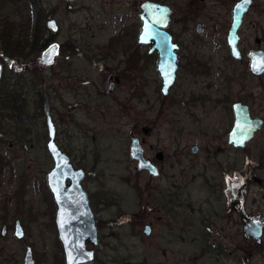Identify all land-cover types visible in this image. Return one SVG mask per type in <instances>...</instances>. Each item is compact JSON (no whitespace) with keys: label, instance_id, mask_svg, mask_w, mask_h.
<instances>
[{"label":"rangeland","instance_id":"rangeland-1","mask_svg":"<svg viewBox=\"0 0 264 264\" xmlns=\"http://www.w3.org/2000/svg\"><path fill=\"white\" fill-rule=\"evenodd\" d=\"M16 1L22 12L15 11L13 0H0V28L10 17L17 32L27 36L37 13ZM39 1L44 23L53 17L60 25L52 40L61 44L54 65L38 64L40 55L30 51L11 65L0 49V95L14 82L28 86L25 111L0 104V264H23L28 245L36 264H61L62 258L65 264L46 195L53 160L46 147L45 93L58 144L87 171L84 186L100 236L92 264H264V236L262 244L246 239L242 219L243 214L264 220V129L245 148L228 143L234 101L264 118V75H253L246 57L250 48L264 49V1L245 18L239 31L243 58L236 60L227 42L232 4L227 16V8H219L220 22L208 21L209 8L185 23L175 20L186 2L178 0L169 30L181 44L183 64L196 65L178 72L167 96L161 91L158 53L149 54V46L138 43L139 4ZM198 21L204 24L201 35L195 31ZM133 134L157 164L158 176L137 169L130 150ZM194 144L198 153L192 152ZM13 157L18 161L9 166ZM243 173L249 175L246 183ZM17 219L26 231L20 240L14 235ZM147 224L151 235L144 233Z\"/></svg>","mask_w":264,"mask_h":264},{"label":"water","instance_id":"water-1","mask_svg":"<svg viewBox=\"0 0 264 264\" xmlns=\"http://www.w3.org/2000/svg\"><path fill=\"white\" fill-rule=\"evenodd\" d=\"M264 0H238L233 9V20L227 35V42L231 55L241 60L239 30L243 24L244 16L249 12L254 2ZM142 12L141 27L138 34V43L149 46L148 52L158 53L157 70L162 79V93L168 95L170 89L176 82L179 70L177 49L179 44L173 42V35L167 30L171 21L173 10L157 0H145L141 4ZM47 29L56 35L60 31V25L55 18L46 21ZM198 34L203 33V24L196 26ZM61 44L52 42L43 51L37 63L50 67L54 65ZM249 60V70L255 76L264 75V49L250 48L246 53ZM51 61V62H48ZM4 65L0 62V83L3 78ZM171 79V83L167 81ZM114 89V84L109 86ZM46 118L48 130L47 150L52 157L53 167L47 172L46 182L57 207L55 215L56 230L64 252L65 264H91L96 259V248L100 245L99 230L96 224L95 215L90 203L89 192L83 182L87 171L84 168H77L73 165L70 156L62 150L57 142V125L52 115L50 97L44 95L42 106ZM234 121L228 133V143L234 148H245L264 128V118L260 115H252L250 106L242 101L232 103ZM14 121L18 122L20 117L14 114ZM30 119L29 115L23 117L24 121ZM131 157L137 161L138 170H147L151 175L158 176L159 169L152 159L145 156L141 139L132 135ZM27 147V145H25ZM55 149V150H53ZM192 152L197 153L199 146L194 144ZM243 231L246 239L263 243L264 220L259 217L248 219L243 218ZM8 226L3 225L1 233L6 235ZM144 233L151 235L152 226L145 225ZM17 239L26 236L25 228L21 220H17L14 230ZM88 243L92 247H88ZM24 264H36L33 247L28 245L24 255Z\"/></svg>","mask_w":264,"mask_h":264},{"label":"trees","instance_id":"trees-1","mask_svg":"<svg viewBox=\"0 0 264 264\" xmlns=\"http://www.w3.org/2000/svg\"><path fill=\"white\" fill-rule=\"evenodd\" d=\"M14 2V3H13ZM15 11L22 12V7L19 5L20 1L13 0ZM18 2V3H17ZM17 3V4H16ZM22 4V3H21ZM24 7L34 6L36 10V20L32 27L31 33L27 36L17 31L19 27L12 21L13 18L6 17L3 27L0 28V49L3 54L4 61L9 64H14L16 59H25L28 52H34L41 55L43 51L50 45L55 35H53L44 23V12L41 1L39 0H23ZM20 10V11H19ZM16 13V14H17ZM50 17V16H48ZM29 20V25H30ZM30 77V75H29ZM28 85V84H27ZM28 86H25L23 82L21 84L14 82L7 92L0 95V104L4 105L5 108L11 109L16 112H23L26 110V98H27ZM249 176L243 173L242 182L246 183L245 177ZM48 190L46 189V192ZM58 245L61 248V244L58 241ZM60 263H63V258Z\"/></svg>","mask_w":264,"mask_h":264},{"label":"flooded vegetation","instance_id":"flooded-vegetation-1","mask_svg":"<svg viewBox=\"0 0 264 264\" xmlns=\"http://www.w3.org/2000/svg\"><path fill=\"white\" fill-rule=\"evenodd\" d=\"M129 1V3L130 4H135V5H137V4H139V7H140V10H141V12H142V9H141V4L143 3V1H145V0H128ZM157 1H159V0H157ZM174 1V2H173ZM172 1V3H169V0H161L160 2H161V4H165V5H168L172 10H173V12H172V14H171V21H170V23H169V25H168V27H167V30L173 35V42H176V43H178L179 44V48L177 49V54H178V64H179V70H178V72L181 70H183V69H185V71L186 70H188L189 69V71L191 72L192 70H193V67L196 65L195 63H187V62H185L184 64H183V62H184V60H186L185 59V55L184 56H181V54H180V50H181V44H180V42L179 41H177L176 40V38H175V35H174V33L172 32V31H170L169 30V26L171 25V23H173V21H174V18H175V14H176V12H177V9H176V5H178V3H176L178 0H173ZM186 2H185V5H184V3L182 4V5H184V12H182V15L178 18V19H175L176 21L177 20H179L180 22H182V21H184L185 23H188V22H191V21H193L194 19H195V17L197 16H200V15H204L206 12H207V10L209 9V8H211V10L208 12V16H207V19H208V21L210 22V21H214V22H220L221 21V18L219 17L222 13H220V11H219V8L220 7H222V8H227L226 9V11L224 10V14L227 16V15H229V10H228V8H229V6L232 4V8H231V20H233L232 18H233V9H234V6H235V4L237 3V1L238 0H185ZM207 1H210L211 2V4L210 5H207ZM261 2H263V1H260V2H254V4H253V6L255 5V4H257V3H261ZM253 6L250 8V10H249V12L244 16V21H243V23L245 22V18H246V16L250 13V11H251V9L253 8ZM215 8H217V9H215ZM141 12H140V14H141ZM140 14H139V17H140ZM140 20H141V17H140ZM141 23H142V21H141ZM198 23H202L203 24V22L202 21H198L197 23H196V26H197V24ZM231 23H232V21H231ZM243 25V24H242ZM230 27H231V25H230ZM242 27V26H241ZM230 29V28H229ZM241 29V28H240ZM195 31H196V28H195ZM203 31H204V24H203ZM240 31V30H239ZM229 32V31H228ZM197 33V32H196ZM198 34V33H197ZM240 34V33H239ZM199 35H201V34H199ZM241 37V36H240ZM240 41H241V38H240ZM239 46H240V43H239ZM230 48V47H229ZM241 49V48H240ZM242 52V51H241ZM230 53H231V51H230ZM117 54V53H116ZM41 56V55H40ZM39 56V57H40ZM233 57V56H232ZM234 58V57H233ZM234 59H236V58H234ZM236 60H238V59H236ZM242 60V59H241ZM4 65V64H3ZM46 67V66H45ZM108 69V72H107V74H108V76H111V74H112V68H110V67H107ZM4 74V73H3ZM177 77H178V74H177ZM3 79V78H2ZM2 81V80H1ZM176 81H177V79H176ZM111 83H113L112 82V80L109 82V86H110V84ZM176 83V82H175ZM1 84V83H0ZM114 84V83H113ZM175 85V84H174ZM173 85V86H174ZM114 87H115V84H114ZM161 89H162V83H161ZM171 90V89H170ZM170 93V92H169ZM169 95V94H168ZM165 96H167V95H165ZM239 101V100H238ZM251 112H252V110H251ZM14 114L15 113H13V116H14ZM18 114V113H17ZM19 115V114H18ZM253 115V114H252ZM253 116H255V115H253ZM19 117H20V115H19ZM13 119H14V117H13ZM19 121H20V119H19ZM18 121V122H19ZM264 129V128H263ZM260 132V131H259ZM4 133L1 131L0 132V135H3ZM140 138V137H139ZM56 139H57V137H56ZM141 139V138H140ZM0 140L3 142V139L1 138V136H0ZM48 141V140H47ZM141 141H142V139H141ZM58 142V141H57ZM25 145H27V144H24V149L25 150H27L28 149V145H27V147L25 146ZM46 145H47V143H46ZM13 147H14V144L11 142L10 143V149H13ZM47 147V146H46ZM62 148V147H61ZM241 149V148H240ZM63 150V149H62ZM63 151H65V150H63ZM66 152V151H65ZM49 153V152H48ZM67 153V152H66ZM198 153V152H197ZM68 154V153H67ZM69 155V154H68ZM51 156V155H50ZM70 156V155H69ZM15 157V156H14ZM13 157V158H14ZM52 158V157H51ZM70 158H71V156H70ZM161 158H162V156H161ZM18 160H17V158H14L13 160H9V162H8V165L10 166V164L11 163H16ZM71 161H72V163H73V165L75 166V167H77V168H82V167H79V166H76L75 165V163L73 162V160H72V158H71ZM2 163H3V161H1L0 160V174H1V172H2ZM53 165H54V163H53ZM46 175H47V173H46ZM86 177H87V175H86ZM86 179V178H85ZM85 181V180H84ZM83 185H84V182H83ZM45 186H46V189L48 190L47 191V193H46V195H47V198L49 197L50 199H49V204H50V211H53V210H55V215H56V209H57V207H56V205H55V203H54V200H53V197H52V194H51V192H50V190H49V188H48V185H47V182H46V179H45ZM85 187V186H84ZM86 188V187H85ZM88 192H89V190H87ZM89 197H90V203H91V206H92V197H91V193L89 192ZM47 202V201H46ZM92 209H93V206H92ZM93 213H94V215H95V220H96V224H97V227H98V223H97V217H96V214H95V212H94V209H93ZM245 216L242 214V219L244 218ZM17 220H20V219H17ZM16 220V221H17ZM16 221H15V223H16ZM22 222V221H21ZM23 224V223H22ZM3 225H7V224H3ZM54 225L56 226V224H55V216H54ZM8 226V225H7ZM24 226V225H23ZM3 227V226H2ZM25 228V227H24ZM14 230H15V225H14ZM98 230H99V227H98ZM243 233H244V231H243ZM3 235V234H2ZM15 235V234H14ZM59 238V237H58ZM99 238H100V236H99ZM20 240V239H19ZM100 240V239H99ZM59 242H60V240H59ZM60 244H61V242H60ZM62 245V244H61ZM88 247H92V245L90 244V243H88ZM98 248V247H97ZM97 248H96V258H97ZM34 251V250H33ZM62 251H63V249H62ZM63 254H64V252H63ZM96 260V259H95ZM64 261H65V258H64ZM94 263V262H93ZM23 264H24V258H23ZM92 264V263H91Z\"/></svg>","mask_w":264,"mask_h":264},{"label":"snow or ice","instance_id":"snow-or-ice-1","mask_svg":"<svg viewBox=\"0 0 264 264\" xmlns=\"http://www.w3.org/2000/svg\"><path fill=\"white\" fill-rule=\"evenodd\" d=\"M48 62H51V61H48ZM167 82H168V83H171V79H169ZM53 150H55V149H53Z\"/></svg>","mask_w":264,"mask_h":264}]
</instances>
